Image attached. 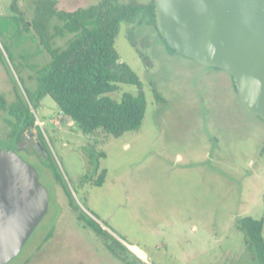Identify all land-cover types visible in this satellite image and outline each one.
<instances>
[{
	"label": "rangeland",
	"instance_id": "1",
	"mask_svg": "<svg viewBox=\"0 0 264 264\" xmlns=\"http://www.w3.org/2000/svg\"><path fill=\"white\" fill-rule=\"evenodd\" d=\"M98 1L57 0V7L75 10ZM11 2L0 0V15L12 14ZM17 2L29 20L34 0ZM69 38H56L55 45ZM11 41L15 61L0 36V94L8 101L15 98L14 84L22 94L33 89L35 70L50 59L37 40ZM115 48L142 83L146 111L140 128L111 138L85 135L51 97L41 100L35 111L39 127L26 142H38L40 130L45 154L26 147L20 155L47 188L48 209L6 264H123L77 219L42 161L54 165L83 210L142 247L147 254L128 244L148 264H263L247 250L235 224L244 215L264 216V121L241 104L230 74L169 52L151 25L121 22ZM137 49L150 57V67ZM153 85L163 101L155 98ZM136 91L119 83L109 95L119 100L123 92ZM7 118L0 111V147L17 150L7 137ZM103 170L105 180L96 185Z\"/></svg>",
	"mask_w": 264,
	"mask_h": 264
},
{
	"label": "trees",
	"instance_id": "2",
	"mask_svg": "<svg viewBox=\"0 0 264 264\" xmlns=\"http://www.w3.org/2000/svg\"><path fill=\"white\" fill-rule=\"evenodd\" d=\"M10 10L12 14L0 15V36L5 39L4 50L9 59L16 60L13 51L15 43L11 39L15 38L16 41L29 37L37 40L50 57L48 62L35 70L33 89L27 87L22 94L14 84L15 98L12 101L0 94V111L8 116L7 137L16 145L19 155L26 147H33L35 154L39 150L45 154L40 130L37 131L38 145L24 147L30 138L28 132L32 133L34 128L39 127L35 111L45 96L51 97L59 111L85 135L102 132L111 138L140 128L146 111L142 83L127 63L118 62L120 56L115 48V39L121 22L145 23L157 31L169 52L177 53L168 46L156 28L153 0L146 3L139 0H99L75 10L59 9L57 0H34L33 14L29 20L17 0H12ZM24 31L28 35L23 34ZM68 35L70 38L64 46L55 45L56 38ZM137 53L150 67V57L140 49H137ZM2 55L0 48V57ZM119 83L135 85L136 93L123 92L119 100L113 99L109 93L115 91ZM234 88L236 91L235 84ZM152 90L157 100H164L154 85ZM42 164L51 170L77 219L103 241L111 255L123 264H148L81 208L52 163L42 161ZM105 174L103 170L94 183L101 185ZM103 224L108 227L106 223ZM235 225L243 235L247 250L264 264V216L244 215L236 219ZM133 248L138 250L135 246Z\"/></svg>",
	"mask_w": 264,
	"mask_h": 264
},
{
	"label": "water",
	"instance_id": "3",
	"mask_svg": "<svg viewBox=\"0 0 264 264\" xmlns=\"http://www.w3.org/2000/svg\"><path fill=\"white\" fill-rule=\"evenodd\" d=\"M153 3L156 28L168 46L230 74L241 104L264 121V0ZM48 204L36 168L15 149L0 147V264L19 253Z\"/></svg>",
	"mask_w": 264,
	"mask_h": 264
},
{
	"label": "flooded vegetation",
	"instance_id": "4",
	"mask_svg": "<svg viewBox=\"0 0 264 264\" xmlns=\"http://www.w3.org/2000/svg\"><path fill=\"white\" fill-rule=\"evenodd\" d=\"M38 145V142H36L35 144H33V145ZM26 146H28V143L26 142L25 144H24V147H26ZM32 146V145H31ZM30 148V147H29ZM33 148V147H32Z\"/></svg>",
	"mask_w": 264,
	"mask_h": 264
},
{
	"label": "crops",
	"instance_id": "5",
	"mask_svg": "<svg viewBox=\"0 0 264 264\" xmlns=\"http://www.w3.org/2000/svg\"><path fill=\"white\" fill-rule=\"evenodd\" d=\"M134 245V244H133ZM146 253V252H145Z\"/></svg>",
	"mask_w": 264,
	"mask_h": 264
}]
</instances>
